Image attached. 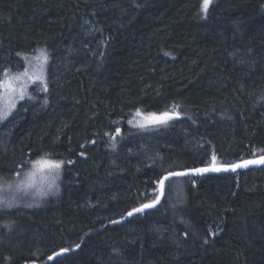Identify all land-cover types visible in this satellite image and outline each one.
<instances>
[{
	"label": "trees",
	"instance_id": "obj_1",
	"mask_svg": "<svg viewBox=\"0 0 264 264\" xmlns=\"http://www.w3.org/2000/svg\"><path fill=\"white\" fill-rule=\"evenodd\" d=\"M202 3L0 0V71L49 58L0 122V184L60 163L56 189L0 209V264H264V167L169 178L109 225L167 173L264 155V0Z\"/></svg>",
	"mask_w": 264,
	"mask_h": 264
},
{
	"label": "rangeland",
	"instance_id": "obj_2",
	"mask_svg": "<svg viewBox=\"0 0 264 264\" xmlns=\"http://www.w3.org/2000/svg\"><path fill=\"white\" fill-rule=\"evenodd\" d=\"M211 1L212 0H210V2ZM43 54H46V52L40 49L36 50V53L32 55H21V69L18 68L14 71H10L9 73L4 72L3 70L0 71V81H10L14 89L6 90L5 88L0 87V115L2 118L0 119V122L6 120L9 117L14 108L17 107L16 105H18V103L29 99L27 95H30L32 91L36 90V93L39 91L40 94L41 91L46 90L49 58L46 54L47 59L45 60ZM11 77H18V79L10 80ZM21 90H25V94L22 99L20 98ZM137 118L138 119L134 123L138 124L139 126L144 125L142 127L162 125L171 120H167L166 123H153L151 122V114H142ZM49 163L54 162L49 160L39 161L35 167L33 166L30 169L28 173L30 175L21 179L26 180L27 183L30 184V187L26 189L17 190L15 188V185L21 180L15 183L14 181L12 183H1L0 185L12 184L13 187L11 189L6 188L5 190L0 191V200L5 201V203H11V194L14 195V198L12 199L16 201H22L21 199L40 200L42 197H45L47 194H49L50 191L56 189L60 178L57 177L58 175H56V169H49L47 167ZM24 205L30 206L27 203ZM3 208H5L4 204H0V209Z\"/></svg>",
	"mask_w": 264,
	"mask_h": 264
},
{
	"label": "snow or ice",
	"instance_id": "obj_3",
	"mask_svg": "<svg viewBox=\"0 0 264 264\" xmlns=\"http://www.w3.org/2000/svg\"><path fill=\"white\" fill-rule=\"evenodd\" d=\"M209 2L210 0H203V3L201 5V10L204 11V12H207L208 10V6H209ZM44 55V59L46 60L47 59V56L46 54H43ZM15 79H18V77H11L10 80H15ZM0 87L2 88H5L6 90H14L13 89V86L11 84L10 81L8 82H4V81H0ZM25 94V90H21V94H20V98L22 99L23 96ZM137 115L139 116L140 115V112L137 111ZM178 118V114L173 112V113H168L167 111L160 114V115H156V114H151V122L153 123H166L167 120L169 119H172V118ZM131 123V122H130ZM140 126H144V125H140ZM117 132H119V129H117ZM213 161H215V157H213ZM260 163H264V158H262L260 161ZM249 163H253V161H245L243 164H233V165H229V166H222V167H211L210 169L209 168H204V169H195L196 172H206V171H215V172H219V171H228L229 168H231L232 171H235L238 167H246ZM35 167V165H34ZM47 167L49 169H56L58 170L60 168V163L59 162H54V163H49L47 165ZM30 174H26V176H29ZM56 175H58V172L56 173ZM180 176V175H184V173L182 172H171V173H168L167 176H165L163 179H161L158 183L160 185V189H161V193L163 192V187H164V181L167 180L169 178V176ZM54 183V181H53ZM13 187L12 184H7V185H0V191H3L5 190L6 188L7 189H11ZM30 187V184L27 183L26 180H21L18 184L15 185V188L17 190H23V189H26ZM51 187V185H50ZM158 200V198H157ZM157 201H153L151 203H147V204H144L142 205L141 208L139 209H134V211H137V212H140V211H143L145 208H150V207H153L155 205ZM0 204H4L5 207H12L13 205L9 202V203H5V201L3 200H0ZM129 215H132V213L130 212Z\"/></svg>",
	"mask_w": 264,
	"mask_h": 264
},
{
	"label": "water",
	"instance_id": "obj_4",
	"mask_svg": "<svg viewBox=\"0 0 264 264\" xmlns=\"http://www.w3.org/2000/svg\"><path fill=\"white\" fill-rule=\"evenodd\" d=\"M262 158H264V155L263 156H260V157H257V158L245 160V161H253V163H249L246 167H238L235 171H232L231 168H229L228 171L215 172V171L209 170V171H206V172L201 173V172H196L195 169H190V170H184V171H177V172L184 173V175H180V176L173 175V176H169V178H172V177H182V176H203V175H212V174H224V173H233V172H236V171H244V170L253 169V168H260V167H264V163H260L259 162ZM245 161H241V162L236 163V164H243ZM227 166H229V165H227ZM211 167H213V166L201 167V168H197V169H204V168H209L210 169ZM215 167H222V166H215ZM167 175H168V173L165 174L161 179H163ZM165 181H164V183H165ZM157 198H158V200L157 199L155 200L157 202L155 203V205L153 207L145 208L143 211L151 210V209L155 208L160 203L161 199L163 198V192L161 193L160 185H159V194H158V197ZM141 207H138L136 209H139ZM143 211H140V212H143ZM130 212L132 213V215L135 214V213H139V212L134 211V210H132ZM129 213H127L122 219H118L116 221H112L111 223H109V225H114V224H119V223L124 222L126 219H128V218H130V216H132V215H129ZM75 250H76V248L69 249V250H65V249L59 250V251L53 253L50 257H48L46 259L45 264L52 262L54 259L60 257L61 255L71 253V252H73Z\"/></svg>",
	"mask_w": 264,
	"mask_h": 264
},
{
	"label": "bare ground",
	"instance_id": "obj_5",
	"mask_svg": "<svg viewBox=\"0 0 264 264\" xmlns=\"http://www.w3.org/2000/svg\"><path fill=\"white\" fill-rule=\"evenodd\" d=\"M157 206H158V205H157ZM155 208H156V207H155ZM155 208H154V209H155ZM51 255H52V254H51ZM51 255H50V256H51ZM50 256H49V257H50ZM47 258H48V257H47ZM29 264H30V263H29ZM31 264H40V263H31Z\"/></svg>",
	"mask_w": 264,
	"mask_h": 264
}]
</instances>
